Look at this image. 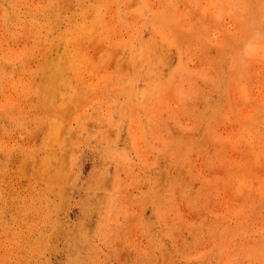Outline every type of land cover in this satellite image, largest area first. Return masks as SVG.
<instances>
[{
  "label": "rangeland",
  "instance_id": "1",
  "mask_svg": "<svg viewBox=\"0 0 264 264\" xmlns=\"http://www.w3.org/2000/svg\"><path fill=\"white\" fill-rule=\"evenodd\" d=\"M0 264H264V0H0Z\"/></svg>",
  "mask_w": 264,
  "mask_h": 264
},
{
  "label": "bare ground",
  "instance_id": "2",
  "mask_svg": "<svg viewBox=\"0 0 264 264\" xmlns=\"http://www.w3.org/2000/svg\"><path fill=\"white\" fill-rule=\"evenodd\" d=\"M69 33L72 34V32ZM65 34V32H61L59 34V39H57L56 37L55 40L52 41L51 48H47L46 50H44L38 62L39 65L31 62V64H35V68L39 71V73L36 70L33 71V65H31L28 77L21 81V85H68L66 79L67 74L65 72L66 61L64 59V54H62L59 50V44L56 42L61 39L63 42L69 43L70 38H67ZM73 59L75 61L76 57Z\"/></svg>",
  "mask_w": 264,
  "mask_h": 264
}]
</instances>
